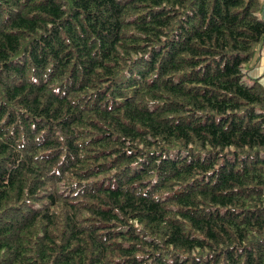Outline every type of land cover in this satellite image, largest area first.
Listing matches in <instances>:
<instances>
[{
  "label": "trees",
  "instance_id": "obj_1",
  "mask_svg": "<svg viewBox=\"0 0 264 264\" xmlns=\"http://www.w3.org/2000/svg\"><path fill=\"white\" fill-rule=\"evenodd\" d=\"M262 4L0 0V264H264Z\"/></svg>",
  "mask_w": 264,
  "mask_h": 264
},
{
  "label": "crops",
  "instance_id": "obj_2",
  "mask_svg": "<svg viewBox=\"0 0 264 264\" xmlns=\"http://www.w3.org/2000/svg\"><path fill=\"white\" fill-rule=\"evenodd\" d=\"M261 1L263 2V8L260 15L264 20V0ZM258 47V53L256 55V59L253 60L249 76L258 79L260 84H263L264 86V41H262Z\"/></svg>",
  "mask_w": 264,
  "mask_h": 264
},
{
  "label": "rangeland",
  "instance_id": "obj_3",
  "mask_svg": "<svg viewBox=\"0 0 264 264\" xmlns=\"http://www.w3.org/2000/svg\"><path fill=\"white\" fill-rule=\"evenodd\" d=\"M258 16H259V14H258ZM260 17V16H259ZM245 79V78H244ZM264 88V87H263Z\"/></svg>",
  "mask_w": 264,
  "mask_h": 264
}]
</instances>
